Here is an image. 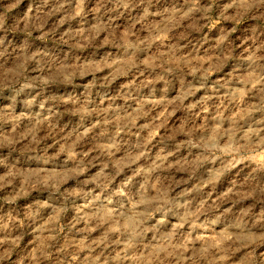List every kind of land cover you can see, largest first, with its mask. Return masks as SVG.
Masks as SVG:
<instances>
[{
  "label": "clouds",
  "instance_id": "1",
  "mask_svg": "<svg viewBox=\"0 0 264 264\" xmlns=\"http://www.w3.org/2000/svg\"><path fill=\"white\" fill-rule=\"evenodd\" d=\"M0 264H264V0H0Z\"/></svg>",
  "mask_w": 264,
  "mask_h": 264
}]
</instances>
